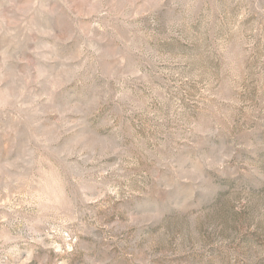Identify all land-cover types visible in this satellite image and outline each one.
I'll use <instances>...</instances> for the list:
<instances>
[{
	"label": "rangeland",
	"instance_id": "1",
	"mask_svg": "<svg viewBox=\"0 0 264 264\" xmlns=\"http://www.w3.org/2000/svg\"><path fill=\"white\" fill-rule=\"evenodd\" d=\"M0 264H264V0H0Z\"/></svg>",
	"mask_w": 264,
	"mask_h": 264
}]
</instances>
